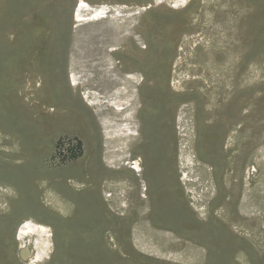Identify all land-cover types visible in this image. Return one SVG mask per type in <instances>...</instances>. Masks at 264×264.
Segmentation results:
<instances>
[{"label":"rangeland","instance_id":"1","mask_svg":"<svg viewBox=\"0 0 264 264\" xmlns=\"http://www.w3.org/2000/svg\"><path fill=\"white\" fill-rule=\"evenodd\" d=\"M76 1L0 0V264H264V0Z\"/></svg>","mask_w":264,"mask_h":264},{"label":"bare ground","instance_id":"2","mask_svg":"<svg viewBox=\"0 0 264 264\" xmlns=\"http://www.w3.org/2000/svg\"><path fill=\"white\" fill-rule=\"evenodd\" d=\"M76 6L74 9V16L77 22L84 21H99L103 17H106L107 13V4H90L87 0H78L76 1ZM181 5V0H178L176 6ZM116 48H114L115 50ZM84 82L83 77H81L77 71L72 70L69 73V83L71 86H79ZM121 88L116 92V96H103L101 92L95 90H89L87 97L92 101V99H99L100 103H107L115 109V112H118L120 117L116 118L125 122L123 125L122 132L117 136L122 135H134V129L132 126V107L133 102L131 99H126L121 95ZM94 94V96H92ZM120 125V124H119ZM111 122L110 120L105 121V133L107 137H113L111 132ZM135 164L133 166L135 170H140L139 161L132 162ZM16 238L21 242L20 249V258L23 260L28 259L35 262H43L48 258L52 245V234L48 225L40 222H36L33 219L24 220L18 227L16 232ZM35 263V264H37Z\"/></svg>","mask_w":264,"mask_h":264}]
</instances>
